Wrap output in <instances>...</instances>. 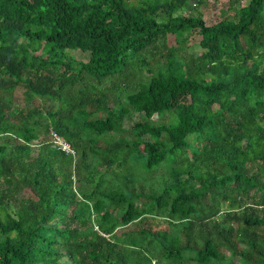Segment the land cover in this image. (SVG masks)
Returning a JSON list of instances; mask_svg holds the SVG:
<instances>
[{
    "label": "trees",
    "instance_id": "1",
    "mask_svg": "<svg viewBox=\"0 0 264 264\" xmlns=\"http://www.w3.org/2000/svg\"><path fill=\"white\" fill-rule=\"evenodd\" d=\"M244 1L0 0V264H264V0Z\"/></svg>",
    "mask_w": 264,
    "mask_h": 264
},
{
    "label": "rangeland",
    "instance_id": "2",
    "mask_svg": "<svg viewBox=\"0 0 264 264\" xmlns=\"http://www.w3.org/2000/svg\"><path fill=\"white\" fill-rule=\"evenodd\" d=\"M227 0H216L217 3L213 4L215 2V0H207L208 3H211L208 7L210 9H213L212 12L216 11V12H219V9L225 4ZM248 2L247 1H244L243 4H246ZM208 7H204V6H201L199 8V11H204L205 12V17L206 18H210L209 14H210V10H208ZM175 38L173 36L170 35V39H169V43L170 44H174L175 43ZM201 37L196 35L193 40L191 41L190 43V48L191 50L194 52V53H200L201 52V47L199 46V41H200ZM14 100H15V103L21 107H24L26 105H29V103L26 101L25 99V95L22 93V91H20V89L16 90L15 94H14ZM35 103H38L40 102V99L37 98L34 100ZM49 104V103H48ZM46 103V105H48ZM128 126L130 125L129 123L127 124Z\"/></svg>",
    "mask_w": 264,
    "mask_h": 264
},
{
    "label": "built area",
    "instance_id": "3",
    "mask_svg": "<svg viewBox=\"0 0 264 264\" xmlns=\"http://www.w3.org/2000/svg\"><path fill=\"white\" fill-rule=\"evenodd\" d=\"M52 138H53V142H54V146L57 148L62 149L63 151L66 152H74L71 144L69 142H67L61 135H59L55 130H51L50 132Z\"/></svg>",
    "mask_w": 264,
    "mask_h": 264
}]
</instances>
